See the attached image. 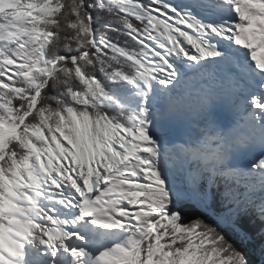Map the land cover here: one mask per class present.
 Returning a JSON list of instances; mask_svg holds the SVG:
<instances>
[{"label":"snow or ice","instance_id":"snow-or-ice-1","mask_svg":"<svg viewBox=\"0 0 264 264\" xmlns=\"http://www.w3.org/2000/svg\"><path fill=\"white\" fill-rule=\"evenodd\" d=\"M264 264V0H0V264Z\"/></svg>","mask_w":264,"mask_h":264},{"label":"trees","instance_id":"trees-1","mask_svg":"<svg viewBox=\"0 0 264 264\" xmlns=\"http://www.w3.org/2000/svg\"><path fill=\"white\" fill-rule=\"evenodd\" d=\"M241 249L246 253L251 264H260V253L257 246H243L240 245Z\"/></svg>","mask_w":264,"mask_h":264}]
</instances>
